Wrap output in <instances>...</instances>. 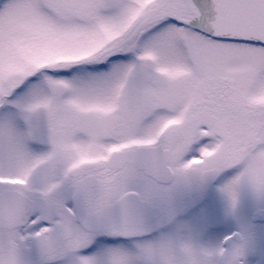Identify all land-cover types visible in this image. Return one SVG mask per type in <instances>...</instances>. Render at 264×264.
<instances>
[{
    "label": "snow or ice",
    "instance_id": "1",
    "mask_svg": "<svg viewBox=\"0 0 264 264\" xmlns=\"http://www.w3.org/2000/svg\"><path fill=\"white\" fill-rule=\"evenodd\" d=\"M0 264H264V0H0Z\"/></svg>",
    "mask_w": 264,
    "mask_h": 264
}]
</instances>
